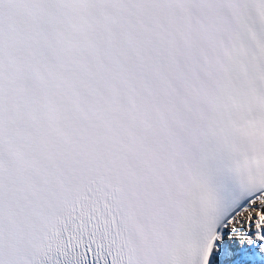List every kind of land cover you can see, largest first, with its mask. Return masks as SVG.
Returning <instances> with one entry per match:
<instances>
[{"label": "bare ground", "instance_id": "bare-ground-1", "mask_svg": "<svg viewBox=\"0 0 264 264\" xmlns=\"http://www.w3.org/2000/svg\"><path fill=\"white\" fill-rule=\"evenodd\" d=\"M251 208L255 209L256 211H258L262 215V217H260V216L255 217V220H256V225L262 229L263 234L261 236L264 237V229H263V225H264V195L262 197H260V199H258L254 204H251L249 207H247L245 210H243L237 216V219H239L238 221H243V220L252 218L253 212L251 211ZM245 215H247V217H244ZM236 238H237V236H233L232 241H236ZM213 261H214L213 264H222L221 263L222 262L221 243L218 245V247L216 249Z\"/></svg>", "mask_w": 264, "mask_h": 264}]
</instances>
